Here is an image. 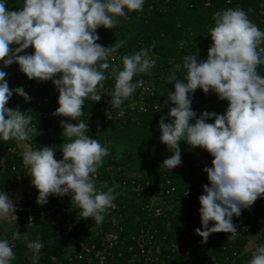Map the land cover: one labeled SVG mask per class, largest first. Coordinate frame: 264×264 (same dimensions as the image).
I'll return each instance as SVG.
<instances>
[{"label":"clouds","instance_id":"obj_1","mask_svg":"<svg viewBox=\"0 0 264 264\" xmlns=\"http://www.w3.org/2000/svg\"><path fill=\"white\" fill-rule=\"evenodd\" d=\"M7 3L0 0V141L13 140L21 149L37 205H45L49 196L70 195L80 216L100 225L118 193L107 183L102 185L106 190L97 188L95 176L109 149L90 137L88 123L81 119L83 106L107 94L110 108H119L144 84L134 77L148 74L155 60L144 48L123 55L122 66L112 72V89L105 93V70L123 42L103 46L96 30L114 28L121 17L141 11L144 0H22L17 10H9ZM213 20L206 58L198 60L194 53L173 65L167 77L173 84L166 93L168 122L165 116L158 121L159 140L172 153L160 167L169 171L181 164V141L212 157L211 166L202 169L208 182L198 197L201 227L194 233L201 243L212 233H227L228 240H235L239 233L233 218L264 198V75L258 71L264 65V30L239 7L216 11ZM30 46L32 52H25ZM13 63L29 80L51 81L58 93L52 115L67 118L60 121L65 141L60 159L55 147H31L32 115L6 107L13 94L30 99L23 87L9 88L3 69ZM197 89L225 101L224 113L205 111L197 117L191 107ZM16 210L17 204L0 190V223L16 222ZM26 246L32 264H38L42 242L36 239ZM249 250V264H264V244L253 242ZM14 259L10 242L0 238V264Z\"/></svg>","mask_w":264,"mask_h":264},{"label":"trees","instance_id":"obj_2","mask_svg":"<svg viewBox=\"0 0 264 264\" xmlns=\"http://www.w3.org/2000/svg\"><path fill=\"white\" fill-rule=\"evenodd\" d=\"M21 6L22 0H8L6 5L9 10H17ZM234 7L243 9L248 18L264 30V0H144L141 11L132 12L127 18L121 17L114 28L96 30L99 35L97 42L103 46L123 42L110 61L109 69L105 70L108 76V79L104 81L105 93L112 89L114 83L112 72L122 66L120 57L123 55L132 54L144 48L155 60V66L148 74H139L134 77V80L142 79L143 86L147 87L146 89H142L143 86L137 88L132 97L119 107L125 111V120L98 128L91 123V118L103 106V101L110 99L107 94L102 95L99 102L93 103L86 100L83 106L84 115L81 119L87 121L90 137L97 139L109 149V155L103 158L104 162L96 173L101 177L97 188L106 190L102 188V185L107 183L118 193L113 201L114 210L107 216L105 213L103 221H109L112 218L119 237L118 249L123 254L119 258L116 256L108 264H140L141 262L135 260V256L133 257L134 249L131 252L127 249L133 245L132 238L146 227L158 229L159 235L166 236L168 243L175 241L180 247L189 246L193 256L201 263L243 264L240 259L244 255L233 258L230 255L232 250L224 253L221 251L220 246L224 244L225 233H212L204 243H201V238L194 233L195 229L201 227L198 197L202 194L203 185L208 182L202 169L211 166L212 157L204 150L192 148L181 141L179 144L181 164L169 171L165 170L160 167V164L172 153L160 142L158 129L161 116H165V122H168V111L165 109L166 93L173 89V84L169 83L167 77L173 65L182 63L185 55L194 53L198 60L205 59L211 44L207 34L214 25L213 13ZM25 52L31 53V46ZM3 70L7 72L5 79L9 88L23 87L30 98L26 102L22 97L15 95L7 102L6 107L18 108L21 112L33 116L30 127L35 131L30 134L31 147H55L57 149L55 158L60 159V147L65 142L61 136L60 121L67 118L52 115L58 106L56 102L58 93L51 81L29 80L19 71L15 63ZM258 71L264 75V65H259ZM177 76L183 78L181 72H178ZM191 100V107L196 111L197 117L205 111L223 114L227 106L225 101L218 100L211 91L203 94L197 89ZM131 106L132 109H129ZM169 106L167 103L168 108ZM141 107L145 109L140 110ZM154 107L160 110L154 111ZM207 122L212 123L214 120ZM7 147L20 149L13 140L0 141V156ZM1 168L0 190L12 198L29 182L21 151L13 161H5ZM154 187L162 189L163 192L174 188L171 197L178 202L175 206L176 213L163 210L160 218L153 216L147 218V212L142 207L148 200L147 191ZM164 214H168L167 220ZM249 215H253L256 219L260 218L262 221L258 225H250L248 232L235 241L234 251L241 254H244L247 238L255 236L260 229L264 228V198H258L250 208L242 210L240 214L245 217ZM20 216L17 217L22 224L19 232L17 230L19 225L12 223V230L8 234L0 235V238L10 242L15 253V259L11 264H32L27 243L18 239V236H14L16 232L37 235V239L42 242L43 247L40 250L38 264H85L81 260L71 262L67 260L66 247L56 234L57 224L54 223V218H49L46 223L38 221L28 226L20 220ZM211 224L212 222H209V226ZM71 225L72 234L77 240H83L85 243L95 241L94 234L99 225L90 218L72 219ZM111 227L110 222L103 224L105 230ZM0 230L3 231V228L0 227ZM217 235L221 236L222 240H216ZM257 243H260V239ZM158 264H189V262L183 260L180 254H176Z\"/></svg>","mask_w":264,"mask_h":264},{"label":"built area","instance_id":"obj_3","mask_svg":"<svg viewBox=\"0 0 264 264\" xmlns=\"http://www.w3.org/2000/svg\"><path fill=\"white\" fill-rule=\"evenodd\" d=\"M147 86H143L142 89H146ZM15 97V94L8 100H12ZM141 97V95H140ZM132 109V106L129 107ZM144 107H141L140 110H144ZM154 111H159L157 107L153 108ZM165 109L168 111L167 103ZM54 117V115H53ZM125 111L121 108H110L108 101H103V106L97 110V113L93 118H91V123L95 127L105 126L109 123H113L119 120H125ZM20 149H15L12 147H7L0 156V172L2 164L9 160L10 162L19 154ZM14 168V167H13ZM26 175H28L26 173ZM29 176V175H28ZM101 177L99 174L95 176L96 184H99ZM27 184L23 186L22 190H18L19 193L14 195L11 200L14 204H17V210L14 213L16 217L20 216V220H23L28 226L36 224L39 222L46 223L49 218H54V223L57 224L56 234L61 240V243L66 247V257L69 262L74 260H81L85 264H108L116 256L119 258L122 256L121 250L118 249L119 246V237L117 229L113 226L112 218L109 221H103L101 225L97 227L96 237L94 242L85 243L83 240H77L74 237L73 228L71 225V220H78L80 216V210L75 208L74 205L70 203V195L68 196H49L48 201L45 205L40 206L35 203L36 190L33 188L31 183V177L29 176ZM174 188L166 190L163 192L162 189L154 187L151 190L147 191L148 200L143 205L142 209L147 212L148 217H157L162 216V211L166 210L167 212L176 213L175 206L178 204L177 200L171 197ZM114 210V207H111L110 210L106 211V216ZM72 216V217H71ZM29 218H31V224H29ZM164 218L167 220L168 214H164ZM18 220V218H17ZM16 220V221H17ZM261 219H256L253 215L239 216L233 219V223L237 227L239 235L235 240H228V235L223 237L222 245L220 246L221 251L224 253L227 250H232L230 254L233 258L242 257L240 262L243 264H249L251 259L250 246L254 242L256 245L264 244V228L260 229L255 236L247 238V243H245L244 254L234 251L235 241L244 236L250 225L260 224ZM111 223V229H104L103 224ZM1 224V223H0ZM1 235V234H0ZM91 239V237L89 238ZM216 240H222V237L217 235ZM260 239V243L257 241ZM167 237L159 235L158 229L143 228L141 229L136 236L132 238L133 245L127 250L129 252L134 249L133 257L135 260L141 262L140 264H158L162 260H169L172 255L180 254L183 260L189 262V264H212V263H201L199 259L195 258L192 254V250L189 246L180 247L175 241L166 242ZM70 249V250H69ZM225 257V255H224ZM214 260V258L212 259Z\"/></svg>","mask_w":264,"mask_h":264},{"label":"rangeland","instance_id":"obj_4","mask_svg":"<svg viewBox=\"0 0 264 264\" xmlns=\"http://www.w3.org/2000/svg\"><path fill=\"white\" fill-rule=\"evenodd\" d=\"M21 189H23V187H21L20 188V190ZM190 216V215H189ZM12 223H16L17 225H19L18 227H17V230H18V232H19V228L21 227V221H16V222H6V223H1L0 224V227H2L3 228V231H1L0 230V234H8L11 230H12ZM182 225V224H181ZM178 226V225H177ZM35 230V229H34ZM36 230L38 231V228H36ZM35 230V231H36ZM21 235H19L18 236V239L20 238V240H22V241H24L25 243H28V242H30V241H33V240H36L37 239V235L36 236H33V235H29V233H23V232H21L20 233ZM189 237H191V234H189ZM175 238H177V236L175 237Z\"/></svg>","mask_w":264,"mask_h":264},{"label":"crops","instance_id":"obj_5","mask_svg":"<svg viewBox=\"0 0 264 264\" xmlns=\"http://www.w3.org/2000/svg\"><path fill=\"white\" fill-rule=\"evenodd\" d=\"M2 236V235H1Z\"/></svg>","mask_w":264,"mask_h":264}]
</instances>
